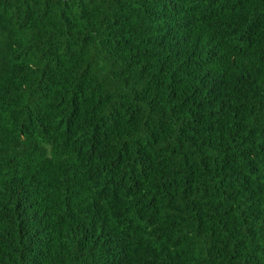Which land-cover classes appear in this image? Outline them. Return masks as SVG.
Segmentation results:
<instances>
[{
  "label": "trees",
  "instance_id": "1",
  "mask_svg": "<svg viewBox=\"0 0 264 264\" xmlns=\"http://www.w3.org/2000/svg\"><path fill=\"white\" fill-rule=\"evenodd\" d=\"M0 264H264V0H0Z\"/></svg>",
  "mask_w": 264,
  "mask_h": 264
}]
</instances>
